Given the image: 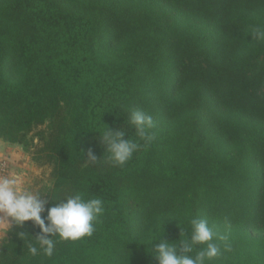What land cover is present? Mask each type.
Listing matches in <instances>:
<instances>
[{"label":"trees","instance_id":"trees-1","mask_svg":"<svg viewBox=\"0 0 264 264\" xmlns=\"http://www.w3.org/2000/svg\"><path fill=\"white\" fill-rule=\"evenodd\" d=\"M256 27L264 0H0V140L48 167L51 187L34 192L105 202L94 234L58 242L51 258L31 256L20 236L38 225L11 220L0 264H158L148 241L179 254L193 218L230 245L209 264H264ZM134 110L153 117L154 139L112 166L95 131L123 128L143 144Z\"/></svg>","mask_w":264,"mask_h":264},{"label":"clouds","instance_id":"clouds-1","mask_svg":"<svg viewBox=\"0 0 264 264\" xmlns=\"http://www.w3.org/2000/svg\"><path fill=\"white\" fill-rule=\"evenodd\" d=\"M250 33L256 40H264V28L256 27ZM129 123L135 127L137 136L143 144L125 138L123 128L113 130L104 124L102 130L95 131L99 135V140L106 145L104 151L108 153L107 159L112 166L125 165L135 152L146 147L154 139L151 130L155 122L151 115L134 110L129 116ZM85 158L93 163L99 159L91 151ZM23 183L16 173L0 176V214H2L0 218L5 219L8 225V218H11L17 225L31 220L39 226L40 233L35 237L20 233L31 256L35 257L42 253L43 256L51 258L56 252L58 242H75L94 234L96 225L105 212V202L101 198L86 197L80 191L72 195L56 197L45 192L51 201H60L45 209L48 200L40 198L45 193L40 194L26 189ZM61 197L64 199L61 200ZM45 211L47 214L42 217L41 213ZM179 229L178 242L181 246L179 254H177V243H169L161 236L159 239L148 241L150 252L155 256L158 264H209L211 260L222 254V250H230L227 237L215 233L205 219L193 218L191 232L187 236L182 237L181 228ZM153 240L158 241L154 247ZM197 245L203 247L197 249Z\"/></svg>","mask_w":264,"mask_h":264},{"label":"crops","instance_id":"crops-1","mask_svg":"<svg viewBox=\"0 0 264 264\" xmlns=\"http://www.w3.org/2000/svg\"><path fill=\"white\" fill-rule=\"evenodd\" d=\"M27 154L28 153L22 150L21 147L0 140V162L2 160H7V162L9 163L10 174L16 173L23 180L24 188L27 181V179L25 178L26 174H28L27 169H30V167H34V164L31 162L30 157L27 156ZM26 189H29L28 186H26ZM8 223L10 225L11 218H8ZM9 225L7 224V221L5 219L0 218V242L3 239L5 231L7 230Z\"/></svg>","mask_w":264,"mask_h":264},{"label":"rangeland","instance_id":"rangeland-1","mask_svg":"<svg viewBox=\"0 0 264 264\" xmlns=\"http://www.w3.org/2000/svg\"><path fill=\"white\" fill-rule=\"evenodd\" d=\"M263 63V60L260 59L257 61V66H261ZM23 150V149H22ZM27 156L30 157V153L27 154ZM28 174H26V183L25 188L28 186L29 190L33 191L35 189L40 188L42 185H46L49 188L51 187L52 182L49 180V169L46 166L43 167H37L34 164V167H30V169H27ZM8 175H10V171L8 169Z\"/></svg>","mask_w":264,"mask_h":264},{"label":"built area","instance_id":"built-area-1","mask_svg":"<svg viewBox=\"0 0 264 264\" xmlns=\"http://www.w3.org/2000/svg\"><path fill=\"white\" fill-rule=\"evenodd\" d=\"M6 175H8L7 162L5 160H2L0 162V176H6Z\"/></svg>","mask_w":264,"mask_h":264}]
</instances>
